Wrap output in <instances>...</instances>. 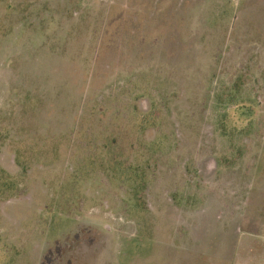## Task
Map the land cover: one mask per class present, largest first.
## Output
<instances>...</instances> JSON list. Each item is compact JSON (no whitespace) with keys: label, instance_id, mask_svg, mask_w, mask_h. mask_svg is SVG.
I'll return each instance as SVG.
<instances>
[{"label":"rangeland","instance_id":"rangeland-1","mask_svg":"<svg viewBox=\"0 0 264 264\" xmlns=\"http://www.w3.org/2000/svg\"><path fill=\"white\" fill-rule=\"evenodd\" d=\"M0 264H264V0H0Z\"/></svg>","mask_w":264,"mask_h":264}]
</instances>
